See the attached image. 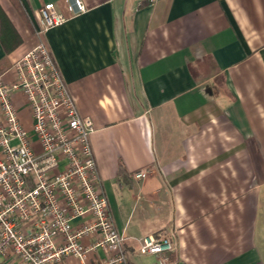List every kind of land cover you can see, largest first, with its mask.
<instances>
[{
  "label": "crops",
  "instance_id": "0c3cea01",
  "mask_svg": "<svg viewBox=\"0 0 264 264\" xmlns=\"http://www.w3.org/2000/svg\"><path fill=\"white\" fill-rule=\"evenodd\" d=\"M80 1L76 13L72 0H0V79L14 81L13 62L38 42V11L53 3L65 22L42 40L92 120L129 263L264 264V0ZM11 100L31 132L24 97ZM150 235L173 252L141 254ZM96 241L83 238L85 260L57 264H107Z\"/></svg>",
  "mask_w": 264,
  "mask_h": 264
},
{
  "label": "built area",
  "instance_id": "2783aa9c",
  "mask_svg": "<svg viewBox=\"0 0 264 264\" xmlns=\"http://www.w3.org/2000/svg\"><path fill=\"white\" fill-rule=\"evenodd\" d=\"M72 3L76 13L84 11L80 0ZM38 12L37 44L13 62L11 84L0 79V264H57L67 256L85 260L89 249L82 241L87 236L96 237L93 248L110 255L107 264H130L126 238L113 223L95 162L92 120L80 115L42 40L65 17L53 3ZM13 92L24 97L31 132L20 123ZM146 175L139 169L131 178ZM87 215L89 221L74 227ZM173 250L166 238L150 235L139 242L141 254Z\"/></svg>",
  "mask_w": 264,
  "mask_h": 264
},
{
  "label": "trees",
  "instance_id": "16d2710c",
  "mask_svg": "<svg viewBox=\"0 0 264 264\" xmlns=\"http://www.w3.org/2000/svg\"><path fill=\"white\" fill-rule=\"evenodd\" d=\"M0 20L2 21L3 20V23L4 24H7V26H8V22H7V20L6 19H3V15H2V13H1V10H0ZM2 24V23H1ZM3 24V25H4ZM10 29H8V31H9ZM11 39H12V36L11 35H8V37H7V40H8V43H10L11 42ZM6 40V41H7ZM11 44V46H7V45H5V49L7 50V51H9V50H12L13 48H15V46L17 45V43H10ZM9 45V44H8Z\"/></svg>",
  "mask_w": 264,
  "mask_h": 264
}]
</instances>
